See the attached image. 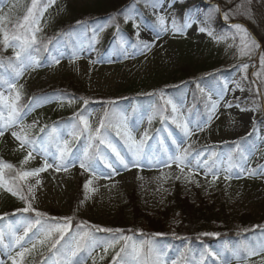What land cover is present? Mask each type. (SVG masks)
Segmentation results:
<instances>
[{
    "label": "rangeland",
    "instance_id": "1",
    "mask_svg": "<svg viewBox=\"0 0 264 264\" xmlns=\"http://www.w3.org/2000/svg\"><path fill=\"white\" fill-rule=\"evenodd\" d=\"M98 1H46L39 21L33 25L39 28L37 36L44 37L67 26L74 14L95 7ZM6 6L1 13L4 21L17 11ZM32 12L30 21L37 15L35 8ZM145 13L157 22L160 34H154L146 25ZM204 13L209 14L211 23L202 20ZM18 16L19 13L14 14L15 18ZM22 24L24 19L20 21ZM236 24L247 30L243 40L244 33L234 27ZM127 29L136 30L137 38L148 47L135 45L125 32ZM23 32L22 28L20 34ZM92 32L88 40L93 49L79 48L70 55L61 52L45 65L33 59L17 72L20 75L16 74L9 87H0V93L8 98L5 104H0V130H3L0 136L3 178L0 219H5L0 224V264H13V258L17 261L20 247L16 238H25L34 230L36 236L24 243V246H31L32 256L51 249L60 238L59 233L54 232L49 240L37 243L35 248L33 244L44 239L46 230L64 224V218H70L64 236L77 217L101 229L115 230L131 224L136 217L132 198L143 228L147 229V220L160 222L163 219L165 230L172 236L181 221L177 209H168L177 191L195 208L219 197L233 215L251 213L264 204V64L261 63L264 58V0H160L155 6L147 0H137L124 10L108 11ZM111 35L115 42L121 43V49L111 50L107 54L109 58L100 60L97 50ZM187 65H199L203 71L186 84L179 77ZM205 77L206 81L200 80ZM58 82L65 83L69 89L74 88L79 98L46 99L19 120L18 112L14 117L16 123L8 124L10 109L7 104L15 99L17 92L20 93L18 108L23 99H31L32 95ZM213 84L218 87L217 91L211 90ZM168 89L177 90L176 98L179 99L166 92ZM194 94L203 95V105L208 110L207 120L202 122H195L188 116V111L195 106ZM181 96H184V102ZM128 99V104H120ZM140 101L147 104L141 112L137 108ZM88 102L95 106L89 109ZM213 104L216 105L214 110ZM194 110L199 112V107ZM81 116L88 120L93 132L103 121L105 128H101V133L107 134L126 161L138 159L140 166L129 164L125 169L111 149L99 140L92 141L89 147L88 133L81 131ZM174 116L189 125L191 136L185 137L172 122ZM65 119L70 121L65 122ZM117 121L126 125L138 141L145 132H156L150 140H145L138 158L127 146H122L120 136L113 137L111 131L116 132L113 124ZM13 132L26 136L31 146H21ZM31 135L38 136L39 140H30ZM248 136H254L256 145L241 170V177L234 178L229 169L224 168L225 155L214 160L210 171L206 169L204 163L212 152L220 147L227 149ZM83 138L85 141L73 158V145L77 147ZM65 142L69 151L61 161L60 149ZM97 144L99 148L95 150ZM177 146L181 150L187 149V154L195 149L200 151L187 156L180 168L175 163L168 167L164 162L176 154ZM86 150L93 157L89 161V171L80 167ZM29 152L32 156L25 161ZM45 162L51 167L21 178L24 172L43 168ZM89 180L91 184L85 189ZM29 204L31 209L23 211ZM52 211L60 214L59 221L40 226L38 220L33 219L38 218L37 213L48 216ZM30 213H34L32 219L26 218L25 215ZM29 225L31 229L24 235ZM78 233L80 231H76L74 238ZM125 235L120 234L99 246L88 245L86 260L90 264H105L107 259L116 258ZM145 242L144 238H131L132 264H138L141 256L133 255V246L151 247L153 252L158 246L157 242L148 245ZM210 253L214 255L215 251ZM155 254L167 257V252ZM73 257L71 261L75 264ZM164 262L168 264V259ZM247 264H264V250L255 251Z\"/></svg>",
    "mask_w": 264,
    "mask_h": 264
},
{
    "label": "trees",
    "instance_id": "2",
    "mask_svg": "<svg viewBox=\"0 0 264 264\" xmlns=\"http://www.w3.org/2000/svg\"><path fill=\"white\" fill-rule=\"evenodd\" d=\"M46 1L49 0H36L37 15L35 20L38 22L39 17L42 14V8L46 5ZM137 0H100L97 5L93 8L83 9L77 14H74L67 26L60 29H56L51 33H47V36L37 37V43L33 45L31 49L28 50L27 59L21 61L16 60L15 51H18L19 48L15 45L19 44V41L9 40V45L7 48L3 44V33H0V87H9L10 82L13 81L16 77L17 72L25 66H28L33 59H37L40 65H45L51 62L53 56L59 55L61 52H65L66 55L74 54L76 49H93L92 42L90 43L88 39H91L93 35V29L99 26V22L104 19V15L108 11H113L115 9H126L131 7ZM151 6H155L159 3L160 0H147ZM4 5L6 7L11 6L16 11L12 14V17L7 21H0V26L9 34L11 37L13 33L17 35L20 34L22 27H20V21L28 14V10L32 8V0H0V16ZM140 8H143L141 6ZM19 13L18 18L14 17V14ZM207 13V11H205ZM203 14L202 20L206 23H211V17L209 14ZM146 18V25L154 31V34L158 35L161 33V28L155 20H153L150 15L147 13L144 14ZM37 24V23H36ZM34 24V25H36ZM131 27V26H130ZM34 28V27H33ZM110 31V30H109ZM129 36V39L135 45H147L140 41L137 38L136 30L127 29L125 31ZM31 33H29L30 35ZM114 48V49H113ZM121 49V43L115 42V38L108 37L102 46L97 50L98 58L100 60H106L108 57V52L111 50L119 51ZM139 48L136 47V50ZM203 68L199 65H187L181 70V75L179 77L180 81L183 83H188V80L192 77L198 75L202 72ZM200 80L206 81L205 78ZM186 83V84H187ZM210 85V84H209ZM214 85V84H213ZM72 85H70L71 87ZM69 86L65 83L58 82L51 86L45 91H41L31 96V99L25 98L18 104L19 116L28 114L36 105L43 103L46 99L49 98H60V99H75L79 98L74 88H68ZM211 90L217 91L218 87L216 85L210 86ZM166 92L173 93V97L177 99V90L168 89ZM198 97V98H197ZM146 99V98H145ZM179 99V98H178ZM177 99V100H178ZM181 101L184 102V96H181ZM143 100V98H142ZM175 100V101H177ZM130 99L122 100L120 104L129 103ZM192 101L194 107L188 111V116L193 121H204L207 120L208 110L203 105V95H192ZM140 106H137L138 111H142L147 107V104H142L140 101ZM144 102V101H143ZM119 104V105H120ZM95 106V103L88 102V108ZM199 107V112L195 113V108ZM168 112V107H167ZM70 121V119H65ZM113 137L116 136V132H112ZM156 132L150 130L147 132L148 138L150 140ZM30 140H39L38 136L35 135L29 136ZM85 138L79 141V145H73V158L77 156L80 147L84 143ZM39 142V141H38ZM122 146L125 145L124 140L120 139ZM256 145L254 136H248L245 139H242L238 144L229 145V147L224 148L220 147V150L212 152L208 161L204 163V166L208 171L211 170V164L217 157L226 156V162L224 168L229 169V174L234 178L241 177V170L245 165L247 159L251 156L254 151V146ZM99 148V145H95V150ZM200 150L195 149L193 151H188L187 156H192L196 153H199ZM228 151V152H227ZM165 158V157H164ZM219 171V169H217ZM217 172V171H215ZM133 203L134 216L135 220L133 223L120 226L115 228V230L107 228H100L88 224L85 220H79L76 218L72 221H75L71 225L72 228L65 234L60 243L56 245L55 248H51L45 251L41 255L31 254V246H24L26 240H30L32 237L36 236V230L32 231L21 240L18 245V253L24 252V256H19L17 258V264H63L65 259V250L66 248L73 243L74 234L76 231H87L89 233V240L87 246H83L73 257L75 264H90L86 260L88 254L87 247L88 245L99 246L100 244L107 243L114 240L118 235L123 234L126 237L130 238L124 240L122 248L123 252H120V256L116 258H109L105 261V264H117L121 259L128 261V264L131 262V238L146 240L145 245L150 242H157V248H154V253H163L167 252V257H162L163 264L165 259H168V264H247L249 260V250L255 251L261 250L264 246V204H261L258 209L251 213L237 214L233 215L228 212L227 207L223 200L219 197H216L214 201L210 204H204L195 208L190 202L180 195V192L177 191L174 198L169 204L170 210L177 209L180 214V224L175 230V235L167 233L165 222H154L147 220L146 226L147 229L142 227V224L138 222V213L137 208H135V200L131 199ZM34 213L26 214V218L30 217ZM22 216V215H20ZM57 217V218H54ZM61 218L58 212L52 211L48 216L40 215L38 218H33L38 220L40 226L49 225L54 220L59 221ZM4 218L0 219V224L4 222ZM28 249V251H25ZM147 246L143 249L138 264H144L146 259L144 253H147ZM59 250V251H58ZM30 251V252H29ZM210 251H215V254L212 255ZM174 259V262H172ZM88 261V262H87Z\"/></svg>",
    "mask_w": 264,
    "mask_h": 264
},
{
    "label": "snow or ice",
    "instance_id": "3",
    "mask_svg": "<svg viewBox=\"0 0 264 264\" xmlns=\"http://www.w3.org/2000/svg\"><path fill=\"white\" fill-rule=\"evenodd\" d=\"M36 7V0H32V8H30L28 10V14L24 17V24L20 25V27L23 28L24 32L22 35H17L15 33L12 34V36L10 37L9 34L3 29V27H0V33H3V44L5 45V47L7 48L9 45V40H16L19 41V44L15 45V47L19 48L18 51H15V58L18 61H21V63H23V59H27L28 55H30L28 53V50L31 49L33 47V45H35L37 43V37L35 35V33L37 31H39V28H33V25L37 23V21L33 18L30 21V17L33 16V12L32 9H34ZM225 18H227V14H225ZM4 17L0 16V21H3ZM163 22V21H161ZM235 28H237L238 30H240L241 32L244 33V36L242 37V40L244 39V37L247 36V30L243 28L242 25L236 24L234 25ZM201 31H204V29H201ZM29 33H31L29 35ZM252 44H255V41H252ZM146 47H148L146 45ZM56 63H59V60L55 61ZM261 63L264 64V58H262ZM246 67V65H245ZM17 75H20V73H17ZM11 87L15 88V84H12ZM8 98H6L3 93H0V104H5ZM20 99V93L17 92L16 93V97L14 100H12L10 103L7 104V106L10 109L9 112V118H8V124H14L16 123L14 117L18 114V108H17V101H19ZM216 105L213 104L212 108L213 110L215 109ZM173 113L176 112V108L175 106H173L172 109ZM0 119H2V114H0ZM209 119H211V116L209 117ZM172 122L174 124L177 125L178 128L181 129V131L183 132L185 137H189L192 135V130L189 128V125L187 123L181 122L180 119L178 117H173ZM80 123L83 124V129L81 131H86L88 133V140L90 142L89 147H91V142L95 141V140H99V142L101 144H106L108 148L111 149V151L115 154L116 159L120 162L121 165H123V167L125 169L129 168V164H131L134 167H139V160L138 159H134L132 161H126L124 156L121 155L120 151L117 149V147L107 138V134L101 133V128H105V124L103 121H101L100 123V127L95 129V132H93L90 129L89 126V122L88 120L81 116L80 117ZM7 127V124L5 125V128ZM113 127H115L116 129V134L118 136H120L123 140L125 145L127 146L128 150L130 152H132L134 157H139L140 154L143 151V145L145 140L148 138V134L147 132H145L143 134V136L141 137V139L138 141L135 136L132 134V132L130 130L127 129L126 125L122 124L121 122L117 121L116 123L113 124ZM3 135V130H0V136ZM12 135L21 142V146L28 144L29 146H31V141H29L27 139L26 136H22L17 134L16 132H13ZM69 151L68 146H67V142H65V145L63 148L60 149V158L61 161H63L65 155L67 154V152ZM32 153L29 152L28 156L25 157V161H27L29 158H31ZM85 158L82 159L80 161V167L84 168L85 171H89L90 170V163L89 161L93 158L90 154L89 151L86 150L84 153ZM187 157V149L181 150L179 146H177V150H176V154L174 156H170L168 161H165V165L170 167L172 163H175L177 165L178 168H180L182 165L185 164V160ZM23 163V162H22ZM109 167H112L111 164L108 165ZM7 167H12L11 165H7ZM51 167L50 164H47V162H45V166L43 168H39L34 170V172H24L21 176V178L25 177V176H29V175H34L37 174L41 171L46 170V168ZM65 169L67 168V166H64ZM181 171H183V168H181ZM216 177L214 176L213 179H215ZM228 177H226L227 179ZM37 183H39V181H37ZM91 184V180H89L88 182L85 183L84 187L85 189H88L89 185ZM0 186H3V178H2V173H0ZM11 191V189H9ZM31 191V189H30ZM13 194H16L15 192ZM21 199H24L23 196L20 197ZM31 209V205L29 204L28 207H26L25 209H23V211L27 212ZM38 216L43 215L42 213H37ZM65 219V223L64 224H57L54 228L48 229L43 233V237L44 239L38 240L36 243L33 244V248L36 247L37 243L38 244H43L45 243L46 240H49L53 233H59V239H56L55 242L52 244V248H55L57 244L60 243V239H63L64 237V233L67 231V229L70 226V218H64ZM39 221H37L38 223ZM31 229V225H29L24 232V235H27L28 231ZM106 231H111L106 230ZM23 236H18L17 239V243H19V241L23 240ZM122 239H130L128 237H122ZM89 240V233L87 231H83L77 234V237L73 240V243L71 245H69L66 250H65V259L63 261V264H72L71 261V257L75 256L76 253L80 250L81 247L83 246H87ZM109 247H111V245H109ZM262 249H264V246H262ZM25 251H28V249H25ZM59 251V250H58ZM124 249H121V252H123ZM143 253V249L142 248H136L135 246H133V255L139 257L141 254ZM254 254L253 250H249V255ZM19 255L21 257L24 256V252L19 253ZM117 256H120V253L116 254ZM146 259L144 261V264H163L162 258L159 255H156L153 250L151 249V247H149L147 253H144ZM13 264H16V260L15 258H13ZM117 264H128V261H125L123 259H121L120 261L117 262Z\"/></svg>",
    "mask_w": 264,
    "mask_h": 264
}]
</instances>
